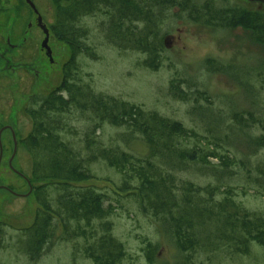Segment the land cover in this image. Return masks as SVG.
<instances>
[{"label": "trees", "instance_id": "obj_1", "mask_svg": "<svg viewBox=\"0 0 264 264\" xmlns=\"http://www.w3.org/2000/svg\"><path fill=\"white\" fill-rule=\"evenodd\" d=\"M51 1L55 7L51 30L70 55L63 65L62 82L47 94L32 95L24 107L32 130L20 143L31 160L27 177L33 189L28 196H33L38 207L32 224L16 229L18 241L13 245L18 252L36 263L57 238L82 239L81 246H75L76 253L94 264H126L127 248L113 234L110 220L117 208L110 201L114 195L117 200L124 195L134 199L182 254L206 250L207 255H228L235 260L250 254L255 245L264 246V213L248 209L238 200L239 191L243 196L262 192L264 163L249 166L231 150L240 134L247 137L248 148L264 149V106L260 91L251 82V78L262 77L264 60L247 70L233 62L205 60L207 71L226 75L251 95L253 109L233 112L228 124L197 81H171L174 98L194 103L193 113L203 112L199 116L205 135L156 111L94 91L83 82L79 65L82 56L98 58L84 23L89 16L105 18L102 30L109 44L144 54L143 63L155 68L165 50L162 27L175 8L193 23L214 31L241 27L262 46L264 9L218 6L211 0ZM75 115L89 122L83 133L71 120ZM107 124L125 128L118 140L126 144L140 140L149 147L148 154L140 158L120 145H108L98 133ZM254 130L260 133L253 135ZM97 163L121 175L120 184L112 182L113 195L94 183L99 179L93 168ZM189 169L211 181L201 186L177 179L172 172ZM238 169L246 172L247 184L240 188L228 181L240 173ZM5 226L0 223V247H4L1 235ZM156 246L146 241V264H156ZM191 262L188 256L185 264Z\"/></svg>", "mask_w": 264, "mask_h": 264}, {"label": "rangeland", "instance_id": "obj_2", "mask_svg": "<svg viewBox=\"0 0 264 264\" xmlns=\"http://www.w3.org/2000/svg\"><path fill=\"white\" fill-rule=\"evenodd\" d=\"M201 3L208 0H199ZM218 6L225 4L248 6L247 0H211ZM50 27L55 21V7L51 0H33ZM252 6V5H250ZM254 7V6H253ZM255 7H257L255 5ZM101 14L89 16L84 23L90 29V42L96 48L98 58L82 56L79 58L80 73L83 82L90 84L94 91L121 98L130 103L144 107L148 111H156L160 115L182 122L186 128L204 133V121L198 111L193 113L194 103L174 98L170 94V84L175 78L197 81L207 90L214 102L213 108L224 117L225 124L230 123L232 113L253 109L251 95L226 75L207 71L204 62L207 58L233 62L248 66H256L264 60V46L252 41L249 31L239 27L231 30L214 31L196 23L179 12L176 8L170 12L162 27L165 50L160 55L158 66L150 68L143 62L146 56L136 51H122L111 45L103 34ZM37 15L25 0H0V130L13 126L17 136V152L13 166L25 177L17 174L9 167V160L14 152V141L10 130L1 134L3 157L0 164V186H7L18 194L30 191L31 160L20 140L32 130V122L26 115L24 107L28 99L35 93L47 94L56 88L62 78V68L70 55L69 48L55 39L51 30L50 45L55 50V63L50 65L42 54V42L45 35L36 26ZM32 28L29 29V24ZM15 45V46H13ZM14 48V47H17ZM49 64V78L45 81L35 78L30 68L36 61ZM42 64V63H40ZM49 67H46L48 69ZM34 70V69H33ZM252 84L260 92L261 104L264 106V73L262 77L253 79ZM203 103V102H202ZM199 103L198 105H203ZM73 123L83 133L89 122L73 116ZM126 132L125 128L104 125L98 130L108 145H120L129 154L144 158L149 147L140 140L123 143L117 135ZM206 132V131H205ZM260 132L254 130L253 135ZM245 134L239 135L235 147L231 148L238 157L246 159L247 165L264 163V149L255 151L248 148ZM99 177L94 181L102 191L113 195V183L120 184L122 177L114 169L104 163L93 166ZM229 179L232 187L240 188L247 184L245 171ZM177 179L193 181L206 186L211 179L195 173L194 170L172 171ZM28 179V181H27ZM179 181V180H178ZM180 182V181H179ZM264 186V184H263ZM261 193L243 196L238 192V200H242L248 209L264 213V188ZM117 206L115 214L110 217L113 223V234L125 244L128 252L126 264H146V241L150 240L157 246L154 250L156 264H185L191 257V264H264V246L255 245L248 255L232 260L228 255H207L206 250L182 254L173 241L167 237L156 221L143 213L139 205L125 195L110 198ZM109 200L106 202H110ZM37 203L33 196L14 195L7 189L0 190V223H6L1 235L4 247H0V263L9 264H94L92 260L76 253L82 239L62 241L57 238L50 249L36 263H30L25 255L18 252L16 229L28 227L35 218ZM60 235V233H58ZM7 241V242H6Z\"/></svg>", "mask_w": 264, "mask_h": 264}, {"label": "water", "instance_id": "obj_3", "mask_svg": "<svg viewBox=\"0 0 264 264\" xmlns=\"http://www.w3.org/2000/svg\"><path fill=\"white\" fill-rule=\"evenodd\" d=\"M26 1H27V3L30 5V7L34 10V12L37 14V16H38V18H37V23H38V25L44 30V33H45V36H46V37H45L44 41L42 42V48H43V49H46V50H47V54H48V56H49L50 58H52V55H51V49H50V47H49V45H48L49 37H50L49 29H48V27L43 23V17H42V15L40 14L39 10L37 9L35 3H34L32 0H26ZM250 1H258V2H261V3L264 2V0H250ZM7 128H9V129L12 131L13 139H14V152H13V154H12V157H11L10 160H9V166H10V168H11L14 172H16L17 174H19V175L25 177L20 171H18L17 169H15L14 166H13V159H14V157H15V155H16L18 144H17V137H16V134H15V131H14V129H13L12 127H10V126H6V127L2 128V129L0 130V164H1V161H2V157H3V146H2V141H1V134H2V132H3L4 130H6ZM25 178H26V177H25ZM27 181H28V180H27ZM1 189H7L8 191L12 192L14 195L28 196V195L31 193V191H32L33 188L30 187V191H29V193H27V194H18V193H16L15 191H13L12 189H10L9 187H7V186H0V190H1Z\"/></svg>", "mask_w": 264, "mask_h": 264}, {"label": "flooded vegetation", "instance_id": "obj_4", "mask_svg": "<svg viewBox=\"0 0 264 264\" xmlns=\"http://www.w3.org/2000/svg\"><path fill=\"white\" fill-rule=\"evenodd\" d=\"M26 1V0H25ZM248 2V7H250V8H253V9H264V2L263 3H261V2H258V1H250V0H247ZM27 2V1H26ZM250 5H252V6H250ZM255 5L257 6V7H255ZM254 6V7H253ZM37 15V14H36ZM37 18H38V16H37ZM43 23H44V21H43ZM45 24V23H44ZM32 23H30L29 24V29L30 28H32ZM47 27H48V29H49V33L51 32V30H50V27L47 25V24H45ZM36 26L38 27V28H40L41 30H42V32L44 33V30L38 25V23H37V21H36ZM44 35H45V33H44ZM46 37V36H45ZM50 42H51V33H50V37H49V42H48V45H49V47H50V49H51V55H52V58H50L49 56H48V54H47V50L46 49H43L42 48V50H41V52H42V54L46 57V62H48L50 65H53L54 63H55V50L53 49V47H51V45H50ZM13 46H15V45H13ZM14 48H17L18 49V46L17 47H14ZM45 62V58L43 57V60L41 61V62H37L36 61V63H35V65L34 66H32V68H30V73L32 74H35V78H37L38 80H40V79H43V80H47L48 78H49V72L51 71L50 70V65L49 64H47ZM40 63H42V64H40ZM64 65V64H63ZM46 67H49L48 69H46ZM34 69V70H33ZM62 70H63V68H62ZM62 78H63V72H62ZM62 78H61V82H62ZM60 82V83H61ZM36 94H38V92L37 93H35V95ZM34 95V94H33ZM10 126V125H9ZM10 127H12L13 128V126H10ZM14 129V128H13ZM6 130H10L9 128H7ZM6 130H4V131H6ZM3 131V132H4ZM15 131V130H14ZM10 132H11V134H12V131L10 130ZM16 134V133H15ZM12 137H13V134H12ZM17 137V136H16ZM13 141H14V139H13Z\"/></svg>", "mask_w": 264, "mask_h": 264}]
</instances>
